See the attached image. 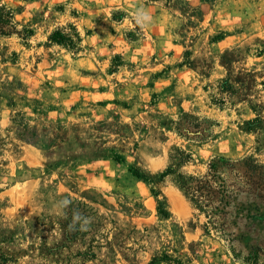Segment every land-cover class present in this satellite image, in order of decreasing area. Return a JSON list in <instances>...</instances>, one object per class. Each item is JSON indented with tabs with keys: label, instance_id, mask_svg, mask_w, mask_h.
<instances>
[{
	"label": "rangeland",
	"instance_id": "rangeland-1",
	"mask_svg": "<svg viewBox=\"0 0 264 264\" xmlns=\"http://www.w3.org/2000/svg\"><path fill=\"white\" fill-rule=\"evenodd\" d=\"M73 27L75 49L50 39ZM248 158L264 170V0H0L5 264H264L254 194L212 221L182 186Z\"/></svg>",
	"mask_w": 264,
	"mask_h": 264
},
{
	"label": "trees",
	"instance_id": "trees-1",
	"mask_svg": "<svg viewBox=\"0 0 264 264\" xmlns=\"http://www.w3.org/2000/svg\"><path fill=\"white\" fill-rule=\"evenodd\" d=\"M50 39L53 42H57L66 45L69 48L75 49L78 47L82 38L75 27L73 31H65V29L55 30ZM248 158L246 163L250 167L243 171L239 170L241 182L236 180H229L224 177L221 173L219 166V161H212L210 163L209 170L203 177L190 176L188 178L182 179V186L187 191V193L198 202L199 205L204 207L212 221H214L213 216L221 214V206L223 204H229L231 200H235L239 192H246L254 194L251 201L239 205V210L242 211L248 217L260 216L264 218V170L263 165L257 163H249ZM251 160V159H250ZM249 171H251L249 173ZM231 199V200H229ZM236 205V204H235ZM221 228L223 231L229 228V222L226 220ZM264 248L257 246L252 254L248 255L246 259L256 260L258 263V252L263 251ZM11 261H15L13 257H9L0 254V264H5Z\"/></svg>",
	"mask_w": 264,
	"mask_h": 264
}]
</instances>
